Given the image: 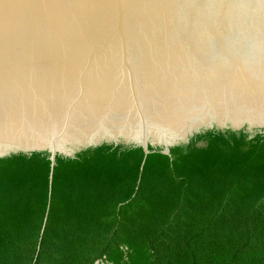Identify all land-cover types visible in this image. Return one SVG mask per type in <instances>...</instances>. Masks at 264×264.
<instances>
[{"label": "water", "instance_id": "95a60500", "mask_svg": "<svg viewBox=\"0 0 264 264\" xmlns=\"http://www.w3.org/2000/svg\"><path fill=\"white\" fill-rule=\"evenodd\" d=\"M264 129V0H0V157Z\"/></svg>", "mask_w": 264, "mask_h": 264}, {"label": "trees", "instance_id": "16d2710c", "mask_svg": "<svg viewBox=\"0 0 264 264\" xmlns=\"http://www.w3.org/2000/svg\"><path fill=\"white\" fill-rule=\"evenodd\" d=\"M0 157V264H264V129Z\"/></svg>", "mask_w": 264, "mask_h": 264}]
</instances>
